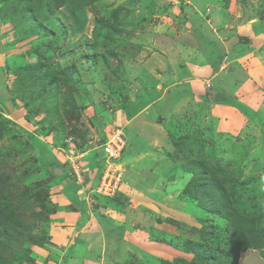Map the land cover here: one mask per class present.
I'll use <instances>...</instances> for the list:
<instances>
[{
  "label": "rangeland",
  "instance_id": "obj_1",
  "mask_svg": "<svg viewBox=\"0 0 264 264\" xmlns=\"http://www.w3.org/2000/svg\"><path fill=\"white\" fill-rule=\"evenodd\" d=\"M45 1L0 0L5 264H188L185 242L264 264V0ZM193 68L212 75L191 84ZM120 126L112 198L92 146ZM207 178L230 189L229 220L196 205Z\"/></svg>",
  "mask_w": 264,
  "mask_h": 264
},
{
  "label": "trees",
  "instance_id": "obj_2",
  "mask_svg": "<svg viewBox=\"0 0 264 264\" xmlns=\"http://www.w3.org/2000/svg\"><path fill=\"white\" fill-rule=\"evenodd\" d=\"M22 1V0H21ZM24 1V0H23ZM46 10L48 13L52 14L55 13L58 9L62 8L64 6V3L62 0H46ZM33 11V8L31 9ZM48 81V80H47ZM46 81V83H47ZM202 167V166H201ZM203 171V167L200 168ZM11 173L7 172H0V201H2L0 205V228L2 227L5 232L2 233L1 237H9L11 234L15 237V232H18V228H14L13 230L9 231L6 228H4L3 221L5 220L6 213H8L13 208V201H14V195L13 190H11V185L13 184ZM202 188H204L203 195L204 196H210L212 201L211 203H208L204 205L200 201H197L196 205L211 214H216L222 218H225L229 220L231 214L228 213V210L230 208V205L228 203L229 199V188L225 186H220L219 182L216 183L215 181L211 180L210 178H207L206 180L203 179V183H201ZM112 199V198H110ZM3 206L4 208H2ZM12 206V207H11ZM22 231H25L23 234L25 238H27V242L31 244V242H35L33 240V232L31 227L28 224L21 225ZM210 225H205L204 230L200 231L203 235L211 236L212 232H208L211 230L212 227H209ZM234 223H231L228 228H226V232L224 231V236L222 238V241L226 243V246L229 247L232 246L234 242H236L239 238V236L242 234V232L238 229H233ZM208 232V233H207ZM262 235H264V229H261ZM18 240V239H14ZM20 240V239H19ZM3 241L0 240V247L2 246ZM7 243H5V246ZM186 249L189 254L192 256V260L188 264H208V261H212L210 259H214L211 256L210 249L211 247H202L200 244H194L192 242H185ZM208 246V245H207ZM241 250L245 248V245H241ZM232 247H230L228 253H224L223 256H225V260H228L231 256L230 254ZM177 260V259H176ZM216 261V259H214ZM181 261V260H179ZM14 264H17V260L13 261ZM182 262H186L185 259H182ZM0 264H5V261L0 256ZM219 264V261L218 263Z\"/></svg>",
  "mask_w": 264,
  "mask_h": 264
},
{
  "label": "built area",
  "instance_id": "obj_3",
  "mask_svg": "<svg viewBox=\"0 0 264 264\" xmlns=\"http://www.w3.org/2000/svg\"><path fill=\"white\" fill-rule=\"evenodd\" d=\"M124 138L121 130L116 129L112 136L102 145L103 156L105 157L101 172V189L106 195L115 194L118 190L121 177V167L118 159L122 155ZM107 166V167H106ZM115 192V193H114Z\"/></svg>",
  "mask_w": 264,
  "mask_h": 264
},
{
  "label": "crops",
  "instance_id": "obj_4",
  "mask_svg": "<svg viewBox=\"0 0 264 264\" xmlns=\"http://www.w3.org/2000/svg\"><path fill=\"white\" fill-rule=\"evenodd\" d=\"M260 29L261 28H257V29H255L254 30V32H256L257 30V32H256V34L260 31ZM255 34V33H254ZM260 34V33H259ZM259 34H257V35H259ZM204 68H206V67H204ZM193 69H195V68H193ZM202 71L203 70H200V69H195V71H190V73L189 72H187L188 74H189V79H191V80H189V81H191L190 83L191 84H193L192 83V81H194V82H200V84L201 83H203V81H207V79H209L210 78V76L212 75V73L209 71V72H207V74L205 75V74H203V76H198V75H200L201 73H202ZM231 75L232 76H234V77H236V79H238V80H241V74L239 73V72H236V73H234V72H231ZM200 77H204L203 79H201ZM206 79V80H205ZM202 81V82H201ZM206 83V82H205ZM207 86H210V85H207ZM222 96H224V94H222ZM214 99H217V100H219V96H214ZM231 103H234V104H237L236 102H235V100L233 101L232 99H231V101H230ZM240 102V101H239ZM242 106V105H241ZM221 109L223 110V108L221 107ZM142 113V112H141ZM124 132V131H123ZM124 135H125V132H124ZM156 145V144H155ZM142 157H144V155L142 154ZM90 238H88V236L87 235H84V242L86 243V242H88V241H90L89 240ZM88 244V243H87ZM98 246H99V249L98 250H100V249H102V251H103V245H101V243H99L98 244ZM87 247H88V245H87ZM104 250H105V248H104Z\"/></svg>",
  "mask_w": 264,
  "mask_h": 264
},
{
  "label": "clouds",
  "instance_id": "obj_5",
  "mask_svg": "<svg viewBox=\"0 0 264 264\" xmlns=\"http://www.w3.org/2000/svg\"><path fill=\"white\" fill-rule=\"evenodd\" d=\"M115 128H117V129H119V130H122L123 129V127L122 126H120V127H115ZM114 130V129H113ZM112 133L113 132H111V133H109L107 136H106V138L105 139H103V140H101V142H99V144H96V145H94V146H92V150L94 151V153H95V159L97 160V155L98 156H100V159H98L97 161H99V162H104V160H105V157L103 156V152H102V145L112 136ZM122 133H123V138H124V132L122 131ZM126 139L124 138V148H125V145L127 144L126 143V141H125ZM123 148V151H122V155H121V157L118 159V164L120 165V161L122 160V158L124 157V155H125V152H126V149H124ZM120 184V183H119ZM115 196V194L113 195V196H111L112 198Z\"/></svg>",
  "mask_w": 264,
  "mask_h": 264
},
{
  "label": "water",
  "instance_id": "obj_6",
  "mask_svg": "<svg viewBox=\"0 0 264 264\" xmlns=\"http://www.w3.org/2000/svg\"><path fill=\"white\" fill-rule=\"evenodd\" d=\"M59 171H57L56 173H58Z\"/></svg>",
  "mask_w": 264,
  "mask_h": 264
}]
</instances>
